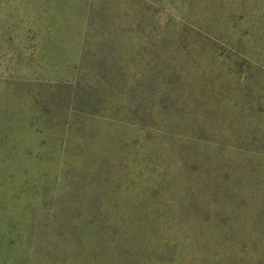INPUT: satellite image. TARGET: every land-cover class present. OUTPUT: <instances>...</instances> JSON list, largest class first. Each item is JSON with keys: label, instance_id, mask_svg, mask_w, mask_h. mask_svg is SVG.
<instances>
[{"label": "rangeland", "instance_id": "374dc122", "mask_svg": "<svg viewBox=\"0 0 264 264\" xmlns=\"http://www.w3.org/2000/svg\"><path fill=\"white\" fill-rule=\"evenodd\" d=\"M0 264H264V0H0Z\"/></svg>", "mask_w": 264, "mask_h": 264}]
</instances>
